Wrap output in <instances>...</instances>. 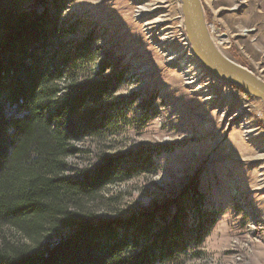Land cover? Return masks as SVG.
Masks as SVG:
<instances>
[{
	"label": "rangeland",
	"instance_id": "1",
	"mask_svg": "<svg viewBox=\"0 0 264 264\" xmlns=\"http://www.w3.org/2000/svg\"><path fill=\"white\" fill-rule=\"evenodd\" d=\"M22 3L25 12L41 10L37 0ZM200 3L206 26H214L221 38L217 50L264 81V0ZM156 6L177 36L186 34L179 0H73L64 12L68 25L79 26L72 42L92 40L95 59L80 77L95 78L103 62L109 65L105 74L115 66L127 71L110 100L120 105L112 133L76 144L81 152L68 162L80 168L103 155L147 152L157 169L106 188L85 209L108 221L163 208L173 212L172 203L193 184L203 208L218 211L217 219L202 245L174 264H264L262 104L219 81L212 80L202 93L187 85L178 69L181 61H169L158 33L145 26L151 13L136 17L140 8ZM68 232L61 229L51 237Z\"/></svg>",
	"mask_w": 264,
	"mask_h": 264
},
{
	"label": "trees",
	"instance_id": "2",
	"mask_svg": "<svg viewBox=\"0 0 264 264\" xmlns=\"http://www.w3.org/2000/svg\"><path fill=\"white\" fill-rule=\"evenodd\" d=\"M72 1L37 0L41 10L25 12L23 0H0V264H174L216 223L195 185L173 212L108 221L85 209L106 188L157 169L147 152L68 162L76 144L112 133L120 105L110 100L127 73L105 74L103 62L95 78L80 77L95 53L90 37L71 40L79 26L63 15ZM61 229L68 235L53 240Z\"/></svg>",
	"mask_w": 264,
	"mask_h": 264
},
{
	"label": "water",
	"instance_id": "3",
	"mask_svg": "<svg viewBox=\"0 0 264 264\" xmlns=\"http://www.w3.org/2000/svg\"><path fill=\"white\" fill-rule=\"evenodd\" d=\"M187 41L196 60L219 81L259 100L264 109V81L228 60L212 45L200 0H179Z\"/></svg>",
	"mask_w": 264,
	"mask_h": 264
},
{
	"label": "bare ground",
	"instance_id": "4",
	"mask_svg": "<svg viewBox=\"0 0 264 264\" xmlns=\"http://www.w3.org/2000/svg\"><path fill=\"white\" fill-rule=\"evenodd\" d=\"M152 5V4H151ZM157 6L150 11H147L146 8H140L137 11L136 17H141L142 15L146 14L148 12L151 13L150 19H148L145 22V26L148 27L150 30H154L158 33V36L160 37V43H161V49H164L169 54V61H175L180 60L181 64L179 65V71L181 72V75L185 78L187 81L186 84L193 86L195 88V92H205L209 91L208 85L212 80L219 81L217 78L213 77L201 64L198 62L191 52L190 45L185 39L186 34L184 35L181 31L182 36H177L176 29L167 26L165 24L166 16L165 15H159L157 12ZM154 15V16H152ZM169 23V22H168ZM182 23V22H181ZM207 31L209 34V38L211 39L213 47L217 50L218 43H221V38L217 33V30L214 26L207 27ZM178 32V31H177ZM182 37V38H180ZM185 39V41H183ZM182 41V42H181ZM185 42V43H183ZM177 47L178 50H170L172 47ZM219 53V49L217 50ZM203 81V82H200ZM221 82V81H219ZM223 83V82H222ZM225 84V83H224ZM213 97L207 98L208 100L212 99ZM245 130H247L246 126ZM248 131V130H247ZM250 132V131H248ZM255 135L251 136L250 139H252Z\"/></svg>",
	"mask_w": 264,
	"mask_h": 264
}]
</instances>
